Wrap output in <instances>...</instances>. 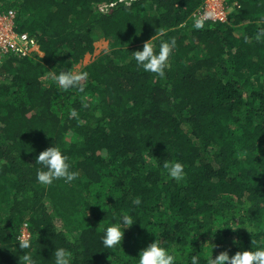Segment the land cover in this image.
<instances>
[{
  "label": "trees",
  "instance_id": "16d2710c",
  "mask_svg": "<svg viewBox=\"0 0 264 264\" xmlns=\"http://www.w3.org/2000/svg\"><path fill=\"white\" fill-rule=\"evenodd\" d=\"M204 2L0 0L44 51L0 62V264H25V254L54 264L56 247L72 264H137L157 235L177 264L200 251L206 264L210 242L213 257L264 246V0H228L238 5L225 20L195 29ZM152 37L154 47L176 40L165 78L133 59ZM101 38L109 49L80 71L83 90H59L52 75L74 72ZM52 144L75 181L37 182L36 156ZM165 160L183 163L181 181ZM121 212L137 220L105 249L103 230ZM213 225L224 227L214 237Z\"/></svg>",
  "mask_w": 264,
  "mask_h": 264
},
{
  "label": "clouds",
  "instance_id": "9594fccd",
  "mask_svg": "<svg viewBox=\"0 0 264 264\" xmlns=\"http://www.w3.org/2000/svg\"><path fill=\"white\" fill-rule=\"evenodd\" d=\"M121 2L125 7H128L130 6L131 0H121ZM213 15L214 13L208 12L197 16L193 21V27L195 29L204 28L205 19L211 18ZM255 39L256 41L264 39V27L260 28L255 33ZM152 40L153 37L144 42L142 49L132 51L133 59L145 72L153 73L160 78H165L166 69L169 67L168 60L176 47V40L175 38L160 40L158 47H154ZM245 41H248V37H245ZM86 75V73H76L70 70H63L58 74L54 73L51 79L61 91L73 87H78L82 91L84 87L82 81L85 79ZM71 115L75 116L76 113L72 112ZM35 164L41 166L36 170V180L44 186L52 185L55 181L61 179L65 183H71L80 175L79 170L72 169L68 156L62 152L59 146L53 144L36 156ZM162 167L167 170L168 177L175 179L177 182L181 181L185 175L184 165L179 160H165ZM132 203L133 205H139L141 201L139 197H137L132 200ZM136 220L137 219L132 215L126 212H121L119 217L116 218V222L109 224L103 230L101 240L104 248L115 249L118 246H121L125 229L131 227ZM222 228L224 227L213 225V227L205 230L210 229L214 237L217 230ZM54 229L57 232L61 231L58 224L54 225ZM232 229L235 230L237 228ZM248 229L252 232L250 228ZM16 242L19 244V249L26 250L32 247L30 236L23 232L16 236ZM210 244L212 246V254L205 257L206 264H225V262H227V264H264V246L255 249L237 251L233 255H230L227 250H224L213 257V248L216 247V245L211 242ZM200 252L191 254L188 264H200ZM52 256L54 257V264H72V254L64 247H56ZM177 259L178 258L174 253L168 251L162 245L161 240L157 235V239L140 250L137 264H177ZM23 261L25 264H30L31 256L25 254L23 256Z\"/></svg>",
  "mask_w": 264,
  "mask_h": 264
},
{
  "label": "built area",
  "instance_id": "2783aa9c",
  "mask_svg": "<svg viewBox=\"0 0 264 264\" xmlns=\"http://www.w3.org/2000/svg\"><path fill=\"white\" fill-rule=\"evenodd\" d=\"M237 5V3L229 4L228 0H205L203 5L192 14L191 18L195 19L199 15L212 12L214 15L205 20H225L227 14ZM106 8L107 6H102V10ZM16 16L15 9L0 8V62L7 56L36 59L43 57L44 51L38 37L28 31H19L16 25ZM23 233L29 236L26 227L23 228Z\"/></svg>",
  "mask_w": 264,
  "mask_h": 264
},
{
  "label": "rangeland",
  "instance_id": "374dc122",
  "mask_svg": "<svg viewBox=\"0 0 264 264\" xmlns=\"http://www.w3.org/2000/svg\"><path fill=\"white\" fill-rule=\"evenodd\" d=\"M94 51L92 53H86L78 64L74 67V72L80 73L82 68L96 59L109 49V41L105 38H101L94 43Z\"/></svg>",
  "mask_w": 264,
  "mask_h": 264
}]
</instances>
